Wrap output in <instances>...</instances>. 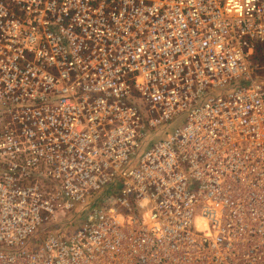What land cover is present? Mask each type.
<instances>
[{
  "label": "built area",
  "instance_id": "1",
  "mask_svg": "<svg viewBox=\"0 0 264 264\" xmlns=\"http://www.w3.org/2000/svg\"><path fill=\"white\" fill-rule=\"evenodd\" d=\"M0 264H264V0H0Z\"/></svg>",
  "mask_w": 264,
  "mask_h": 264
},
{
  "label": "rangeland",
  "instance_id": "2",
  "mask_svg": "<svg viewBox=\"0 0 264 264\" xmlns=\"http://www.w3.org/2000/svg\"><path fill=\"white\" fill-rule=\"evenodd\" d=\"M174 128H175V125H172L170 127V130H173ZM49 231L53 232L54 235H56V236L68 235V236H70V239H71L72 237H74L77 234L78 225L65 224V225L55 226L54 228H51ZM70 239L67 238L68 241H70Z\"/></svg>",
  "mask_w": 264,
  "mask_h": 264
}]
</instances>
